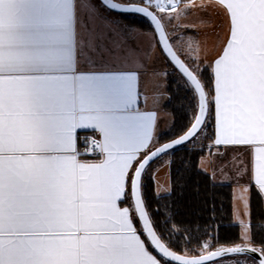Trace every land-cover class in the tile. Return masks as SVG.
Masks as SVG:
<instances>
[{
	"label": "snow or ice",
	"instance_id": "1",
	"mask_svg": "<svg viewBox=\"0 0 264 264\" xmlns=\"http://www.w3.org/2000/svg\"><path fill=\"white\" fill-rule=\"evenodd\" d=\"M181 3L0 0V264H249L247 253L264 264V213L252 214L253 194L264 206V0ZM194 9L224 32L207 63L192 55L193 29L177 31ZM114 13L142 15L147 30ZM161 56L189 108L181 134L163 143L158 110L138 107L142 79L157 104L172 99L158 92L170 75ZM79 130L96 134L90 152ZM178 147L193 157L222 148L209 163L247 178L233 209L245 243L215 247L213 198L183 214L168 199L192 174L222 183L198 162L180 159L166 193L150 187L152 165L169 156L171 169ZM257 235L261 246H250Z\"/></svg>",
	"mask_w": 264,
	"mask_h": 264
},
{
	"label": "crops",
	"instance_id": "2",
	"mask_svg": "<svg viewBox=\"0 0 264 264\" xmlns=\"http://www.w3.org/2000/svg\"><path fill=\"white\" fill-rule=\"evenodd\" d=\"M193 2L199 4L202 0H183L181 3V7L185 5H190ZM114 16H117L121 23H126L120 13H114ZM205 20L208 23H202L201 20ZM177 21H173L172 25H169V30L171 31L174 24ZM182 24V28L177 31H183L184 28H191L193 31H189L187 35L196 36L198 40V44H193L192 46V55H199L201 57H206L204 59V63H207L213 57H215L222 47V43L224 40V32L222 30V26L220 23V19L209 11L207 15L198 10H193L188 12L184 19L179 21ZM157 65L163 70L167 71L169 69L168 64L164 62L163 57L157 61ZM203 66V65H201ZM158 83L160 85L158 92L163 95H169L166 90V78L161 74L158 78ZM141 88V102L138 104V107L141 110H158V118H159V127L158 132L160 134L167 132L172 126V116L170 112L165 107L166 101L161 104L156 103L157 97L153 95V89L150 83H145L142 79L140 83ZM96 134L90 130H79L78 131V144L79 148L82 152L83 143L82 141L89 136H95ZM212 143V141H211ZM211 145V144H210ZM217 151H223V149H216L209 147L208 151L204 155H202L198 160V166L207 169L209 173L212 174L215 181L222 183H230L232 185V218L235 220V216L233 215V209L239 207V201L241 197L247 198V193H242L241 189L243 187H247V178L244 180L236 181L235 176L231 170H220L212 166L209 161L215 158V154ZM83 159H87L86 157H82ZM97 159H88V160H98ZM168 158L158 159L152 165V176L154 177L155 184L154 188L156 191L166 193L167 190L171 187L170 183V171L168 167ZM235 190L237 191V195H235ZM237 197V199L235 198ZM237 200V203L235 202ZM126 206V205H125ZM240 231V227H239ZM240 239V244H243ZM232 264V260L229 262Z\"/></svg>",
	"mask_w": 264,
	"mask_h": 264
},
{
	"label": "trees",
	"instance_id": "3",
	"mask_svg": "<svg viewBox=\"0 0 264 264\" xmlns=\"http://www.w3.org/2000/svg\"><path fill=\"white\" fill-rule=\"evenodd\" d=\"M120 14L126 23H134L138 26H143V28L147 30L148 22L143 16L131 13ZM168 67L169 69L167 72H169L170 75L166 78V90L168 94L172 96V99L171 101H166L165 107L172 116V126L167 132L161 134L163 136V140H161V142L174 137L172 135L173 131L176 132L175 136L181 134L178 129L181 125L187 123V116L185 113L189 112L188 102L184 99V92L177 87V85L181 83V81L178 79V73L169 65ZM205 75H208V73H205ZM210 131L211 128H209V132ZM205 143L210 145L211 140L206 141ZM189 147H191V145ZM197 147H199V145H197ZM208 149L209 148H205L204 151L199 152L198 157H193L192 154L190 152H186L183 147H178L175 152L177 163L171 169L169 168L171 173L170 183L171 178L176 176V169L180 167V159L183 158L185 160V164H187L188 160H194V162H198L199 158L204 155ZM167 158L169 160L170 157L167 156ZM179 184L180 187H177L176 189V196L168 199L177 200V207L182 214L190 210H196L199 212L198 205L203 203L201 197L213 198V202L217 209V223L220 225L218 230L219 241L217 244H215V247H218L221 244L225 246L240 244L239 226L233 223L232 218V185L230 183H217L215 187H212L209 185L208 178L206 176L192 174L189 178H187V188L183 187L185 184L184 180H180ZM150 187H154V185H150ZM197 190L199 191V195H194ZM164 202V199H162L161 203ZM262 213H264V206H262L257 201L255 195L253 194L252 214L254 219H260ZM261 239L262 237L257 235L252 241L251 245L256 247L261 246ZM194 243L195 242H193V245L185 247L191 248L194 246ZM189 254L197 253L190 252ZM250 260L254 261L251 258Z\"/></svg>",
	"mask_w": 264,
	"mask_h": 264
},
{
	"label": "built area",
	"instance_id": "4",
	"mask_svg": "<svg viewBox=\"0 0 264 264\" xmlns=\"http://www.w3.org/2000/svg\"><path fill=\"white\" fill-rule=\"evenodd\" d=\"M94 136H89L86 137L82 143H83V147H82V152H84L85 150H88L89 152L91 151V146H90V142L93 139ZM87 159H97L99 156H95V155H88L85 156Z\"/></svg>",
	"mask_w": 264,
	"mask_h": 264
},
{
	"label": "rangeland",
	"instance_id": "5",
	"mask_svg": "<svg viewBox=\"0 0 264 264\" xmlns=\"http://www.w3.org/2000/svg\"><path fill=\"white\" fill-rule=\"evenodd\" d=\"M163 158H167V156H162L160 159H163ZM235 195H237V191L235 190ZM235 198L237 199V197L235 196ZM236 203H237V200L235 201ZM240 232H241V230H240ZM242 241V240H241ZM242 242H244V241H242ZM241 259H248L249 260V264H251V260H250V258L248 257V256H246V255H243L242 257H241ZM230 260H231V258H225V259H223L222 261H221V264H230L229 262H230Z\"/></svg>",
	"mask_w": 264,
	"mask_h": 264
},
{
	"label": "water",
	"instance_id": "6",
	"mask_svg": "<svg viewBox=\"0 0 264 264\" xmlns=\"http://www.w3.org/2000/svg\"><path fill=\"white\" fill-rule=\"evenodd\" d=\"M113 2H118V0H113ZM139 15V14H138ZM142 16V15H141ZM180 135V134H179ZM179 135H177V136H174V137H172V138H178V136ZM172 138H170V139H172ZM170 139H168V140H170ZM168 140H165V141H163V142H166V141H168ZM163 142H161V143H163ZM250 246H252V245H250ZM244 255H246V256H248V257H250L251 259H253L254 261H257L258 262V260H259V253H247V254H244ZM174 263V262H173Z\"/></svg>",
	"mask_w": 264,
	"mask_h": 264
}]
</instances>
